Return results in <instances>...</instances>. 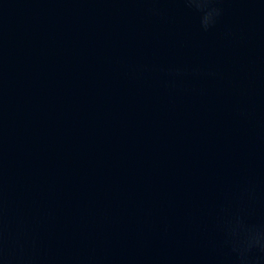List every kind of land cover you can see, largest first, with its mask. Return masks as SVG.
Masks as SVG:
<instances>
[{"label": "water", "instance_id": "95a60500", "mask_svg": "<svg viewBox=\"0 0 264 264\" xmlns=\"http://www.w3.org/2000/svg\"><path fill=\"white\" fill-rule=\"evenodd\" d=\"M213 3L203 31L186 0H0V264H241L264 0Z\"/></svg>", "mask_w": 264, "mask_h": 264}, {"label": "clouds", "instance_id": "9594fccd", "mask_svg": "<svg viewBox=\"0 0 264 264\" xmlns=\"http://www.w3.org/2000/svg\"><path fill=\"white\" fill-rule=\"evenodd\" d=\"M186 6L198 13L199 27L203 31H208L221 16V9L213 0H186ZM225 232L232 241V250L239 256L241 264H244L246 254L251 249L264 253V226H245L236 217L226 224Z\"/></svg>", "mask_w": 264, "mask_h": 264}]
</instances>
